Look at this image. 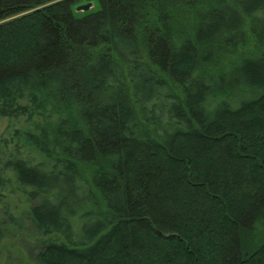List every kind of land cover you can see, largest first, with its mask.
<instances>
[{
    "label": "trees",
    "instance_id": "16d2710c",
    "mask_svg": "<svg viewBox=\"0 0 264 264\" xmlns=\"http://www.w3.org/2000/svg\"><path fill=\"white\" fill-rule=\"evenodd\" d=\"M79 1L0 0V222L44 264H264V0Z\"/></svg>",
    "mask_w": 264,
    "mask_h": 264
},
{
    "label": "rangeland",
    "instance_id": "374dc122",
    "mask_svg": "<svg viewBox=\"0 0 264 264\" xmlns=\"http://www.w3.org/2000/svg\"><path fill=\"white\" fill-rule=\"evenodd\" d=\"M91 3L92 7L88 10H78L81 4ZM42 6L33 8L24 12H21L11 18L21 16L26 13H30L39 9ZM98 7L96 0H80L77 3L76 12L81 14L82 12H91ZM9 18V19H11ZM4 22L0 21V23ZM257 50L255 49L254 43H250L239 49L238 53L234 56L228 55L220 65L212 67V75L218 76V74L227 73L231 68L232 64L239 62L241 57H251L252 55H257ZM244 94L241 93L239 97L241 98ZM245 98V97H242ZM216 104L214 102L213 106ZM52 108L46 109V111H41L43 115H36L34 119L40 121L41 125H49V123H54L57 120L56 114L51 112ZM27 119L24 117L13 119L8 117L0 118V140L8 138L9 135L18 127H24ZM88 168L85 169V174L88 177ZM88 171V172H87ZM20 206H24V202L21 200H16ZM4 222H0V228H3L2 236H0V264H44L40 261L39 255L42 251V241L44 236H42L32 225L26 229H20L10 223L8 218L4 219ZM80 224V222H76ZM261 225H259L260 227ZM82 228V227H81ZM264 233V232H263ZM1 234V233H0ZM256 236V235H255ZM264 235L260 239H263ZM259 239V240H260Z\"/></svg>",
    "mask_w": 264,
    "mask_h": 264
},
{
    "label": "water",
    "instance_id": "95a60500",
    "mask_svg": "<svg viewBox=\"0 0 264 264\" xmlns=\"http://www.w3.org/2000/svg\"><path fill=\"white\" fill-rule=\"evenodd\" d=\"M91 3H86V4H81L79 7H78V10L81 11V10H85V11H88L92 6Z\"/></svg>",
    "mask_w": 264,
    "mask_h": 264
}]
</instances>
